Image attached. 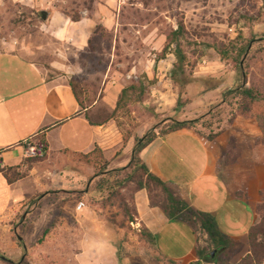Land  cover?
Segmentation results:
<instances>
[{"label":"rangeland","instance_id":"rangeland-1","mask_svg":"<svg viewBox=\"0 0 264 264\" xmlns=\"http://www.w3.org/2000/svg\"><path fill=\"white\" fill-rule=\"evenodd\" d=\"M82 4L83 0H0V45L5 49L11 45L26 54L48 77H64L80 84L92 102L88 104L94 103L95 109L113 111L100 104L107 85L122 86V93L135 83H143L149 90L146 97L139 100L138 94L129 92L125 105L117 114L116 123L124 138L128 134L141 138L150 131L160 132L165 126L162 116L170 112V103L176 100V106L190 117L198 115L193 120L200 122L192 132L218 150L220 174L227 180L233 177L234 182L235 178L242 179L240 186L244 190L246 182L253 178L251 183L256 192V186L264 181V135L258 119L264 109L257 105L248 117H231L229 97L224 94L238 86L264 85V51L252 59L248 76H244L236 62L241 48L248 43L254 51L264 47V0H122L117 37L100 43L101 51L93 55L62 45V51L68 52L64 61L69 68L55 69L51 64L54 53L60 48L49 33L50 16L43 23L37 13L41 10L58 11L66 16L62 12L73 13ZM241 14H247V22L239 20ZM179 18L184 19L187 30L179 41L187 60L183 71L176 69L178 74L173 75L176 77L174 82L169 73L177 62L173 53L176 46L172 47L173 54L168 52L165 59L159 60L164 48L154 43L158 35L177 29ZM148 32L152 35L147 41ZM215 39L232 43L235 49H228L230 55L223 57L208 46ZM247 55L248 52L240 57L241 67ZM159 78H163L161 85L158 84ZM166 81L169 85L164 88ZM168 88L173 90V94H169L170 100L160 99L157 90L166 92ZM123 149L113 159L105 158L110 161L109 170L127 168L131 164L133 148L122 159H126L127 165L117 166ZM99 153L96 150L89 156H74L71 160L69 168L74 170L73 178L75 172L85 176L77 183L69 181L73 184L70 186L83 185L80 192L71 196L53 190L58 187L55 182L64 177L59 164L48 163L47 156L35 163L45 162L40 165L47 170L39 177L38 185L53 191L37 192L28 202L29 207L22 209L20 219L28 212L32 224L39 222L35 235L27 232L26 240L32 245V253L29 256H4L13 263L0 261V264H87L92 261L112 264L108 257H114L116 264H167L160 259L154 243L144 233L140 216L135 222L126 221L122 227L112 223L125 221L120 210L117 207L105 209L98 203L101 196L94 188L104 174L101 171L104 160H101L102 154L100 159ZM32 165L19 173L28 177ZM91 167H94L93 173H90ZM6 173L11 180L20 176L11 171ZM64 180L65 183L66 178ZM141 191L148 196L146 190ZM245 192L249 196V192ZM138 193L140 191L122 190L125 196L134 195L135 203ZM80 203L84 207L78 211ZM253 209L256 224H259L264 218V196L254 198ZM49 226H52L50 234L42 245L38 244ZM196 233L200 249L208 255L214 253L216 261H208V264H241L251 254L248 238L245 244L233 241L232 245H226L218 252L219 248L199 226H196ZM262 259L256 264H264Z\"/></svg>","mask_w":264,"mask_h":264},{"label":"crops","instance_id":"crops-1","mask_svg":"<svg viewBox=\"0 0 264 264\" xmlns=\"http://www.w3.org/2000/svg\"><path fill=\"white\" fill-rule=\"evenodd\" d=\"M121 3L122 0H98L97 11L92 15L86 10L81 12L78 22L54 11L49 21V33L60 49L54 53L51 66L55 69L69 68L64 61L68 52H63L61 46L86 52L100 23L107 30H114L117 37ZM151 35L148 32L147 41ZM165 43V35L160 34L154 45L164 47ZM162 79L159 78L158 84L163 83ZM167 85L169 83L164 82V88ZM121 90L122 86L107 85L100 104L115 110ZM157 91L159 98L164 100H168L171 96L169 94H173V90L169 88L166 92ZM169 108L170 112L162 116L164 125L173 121H191L198 117H190L180 110L176 106V100L170 103ZM86 111L77 101L67 78L48 77L26 54L16 51L11 45L6 49L0 45V164L4 169H0L1 256H29L32 253V245L26 240L27 233L23 237L20 234L25 219H29L26 223L32 235H35L39 222L32 224L28 212L24 214L23 221L20 215L22 209L29 207L28 202L37 192L50 193L54 190L71 196L82 190V183L74 186L69 184L71 180L77 183L85 179L84 173L75 172V178L72 176L74 170L69 165L74 156H89L99 150V157L102 154V157L111 160L124 148L117 166L127 165L126 159H122L134 149V140L130 139L125 144L115 120L102 126L91 125L86 118ZM41 137L48 146L47 162L59 164V170L64 175L62 181L66 178L65 183L61 180L55 182L58 187L53 190L37 183L39 177L47 171L40 165L45 162L32 165L24 156V141ZM217 151L194 132L181 130L157 137L140 153V158L152 173L187 199L192 209L211 215L225 238L245 244L256 223L254 198L261 199L264 196L261 191L264 189V181L256 186V192L251 183L254 179L247 181L245 185L249 196H246V190L240 186L242 179L235 178L234 182L233 177H230L228 181L220 174ZM29 165L32 167L28 177H17L12 181L6 177V172L18 174L29 168ZM93 172L94 167H91L90 173ZM257 180H260L258 175ZM136 206L140 223L153 235L155 250L161 260L167 264H208L197 255L198 236L189 224L168 219L159 208L151 207L145 191L138 193ZM20 242H23V246ZM114 259L108 257L109 261H113L112 264H116ZM87 264L98 263L92 261Z\"/></svg>","mask_w":264,"mask_h":264},{"label":"trees","instance_id":"trees-1","mask_svg":"<svg viewBox=\"0 0 264 264\" xmlns=\"http://www.w3.org/2000/svg\"><path fill=\"white\" fill-rule=\"evenodd\" d=\"M245 1L248 2L250 0H243V2ZM97 5L98 0H83L82 7L80 9L78 8L77 10H73V13H62H64L73 22H78L81 19V12L86 10L89 12L90 15H92L97 11ZM43 13H46V19H44ZM52 13L53 12L51 11L41 10L37 13V17L39 21L45 23L49 16L51 17ZM247 19V14L240 15V21L246 20L247 22ZM235 23H237V21ZM186 33L187 30L184 24V19L179 18L177 29H171L169 32L164 34L166 37V43L163 47L164 49L161 53L159 60L165 59L168 52L172 53V47L176 46L173 53L177 58V62L172 65L173 72L170 71L169 73L170 78L174 80V82L176 77H173V75L178 74L176 69H182L183 71V65L187 60L186 56L181 51V43L179 42L180 39ZM114 37V30H107L101 23L98 24L94 34L90 39L89 48L86 52L92 55L96 54L97 52H100V43L106 42L108 38L113 39ZM262 40L264 41V38ZM208 46L210 48L215 49L223 57L230 55V49H235L232 43L227 44L226 42H219L216 39L213 41L212 44ZM250 47L251 45L249 43L243 46L239 52V55L236 58L237 64L239 63L238 68L243 70L244 76H248L249 74L248 72L250 70L252 59H254L255 56L264 51V47L256 48L255 51L253 47L251 49ZM247 52V58L245 59L243 67H241L240 57H244ZM70 85L82 109L87 110L85 112L86 118L93 126H102L108 124L110 121H116L117 114L121 110L122 106L125 105V101L129 92L134 95L138 94V99L143 100L149 91L146 89L147 87L143 83H135L122 91L117 102V107L115 108V110L109 111L106 108L95 109L94 103L88 104L92 102L89 98H87V92H85L84 89L81 88L80 84L70 82ZM224 96L229 97L231 117H236L239 115L248 117L252 114L253 109L257 105H261V107L264 109V85L260 86L254 83L250 87L238 86L236 88L230 89L224 94ZM258 119L260 128L262 129L264 135V114L259 116ZM199 122V120H191L184 122L173 121L163 126L164 128H162L160 132L150 131L149 133L143 135L141 138L135 135L133 136V134L125 135V144H127V142L131 138H134L135 142V147L133 149V160L127 168L109 170L108 168L110 161H107L104 157H102L101 160H104V165L101 166V171L102 173L104 172V174H102V177H100V179L96 181V185L94 188V191L98 192L101 196V202L98 203H100L101 206L105 209L117 207L120 210V213L125 216V221H123L122 224H118L117 221H112V223L125 227L126 221L130 223L135 222L139 219L134 195H123V189H131L135 193L141 190H146L148 193L151 207L159 208L168 219H177L189 224L195 230V232L196 226H199L202 230L205 231L206 234H208L209 238L219 248L218 252H220L221 249H225L226 245H232L233 240L225 238L219 232L215 220L211 215L197 212L192 209L187 199L179 195L165 181H163L160 177L152 173L147 167L144 160L140 158V153L146 147H148V145H150L157 137L166 136L181 130L195 131L194 127ZM33 141L38 144V146L44 149L45 156H47L48 146L44 138L41 137L38 139H33ZM23 146L25 147L24 143ZM27 159L29 162L36 163L41 158L34 157ZM0 169H2L1 164ZM2 171H4V169H2ZM6 177L9 178L7 173ZM18 177L21 178L24 176L20 174V176ZM11 181L10 183H12ZM21 220L23 221V217ZM26 221H29V219L24 220L23 230L20 234L21 237H23L24 233H27V231L29 232V226ZM51 227L52 226H49L44 230L42 236L39 238L38 244H43V242L46 240V238L51 232ZM142 227L144 229V233L154 243V238L151 232L145 227L144 224L142 225ZM248 239L249 245L251 247V254L247 255L241 264L261 263V261L263 260L262 258H264V218L259 224H254V226L249 232ZM20 244L23 246V242H20ZM197 255L204 262L216 261V259L213 258L212 254L208 255L206 254L205 250H201L199 244L197 247ZM1 257L2 256L0 255V261H4Z\"/></svg>","mask_w":264,"mask_h":264},{"label":"built area","instance_id":"built-area-1","mask_svg":"<svg viewBox=\"0 0 264 264\" xmlns=\"http://www.w3.org/2000/svg\"><path fill=\"white\" fill-rule=\"evenodd\" d=\"M24 145H25V152H24V156L25 158H34V157H44L45 156V151L42 147L38 146V144H36L33 139H27L24 141ZM84 207L83 203H80L77 206V210L81 211Z\"/></svg>","mask_w":264,"mask_h":264},{"label":"water","instance_id":"water-1","mask_svg":"<svg viewBox=\"0 0 264 264\" xmlns=\"http://www.w3.org/2000/svg\"><path fill=\"white\" fill-rule=\"evenodd\" d=\"M43 17H44V19L47 18V17H46V13H43ZM212 256H214V253H212ZM1 258H2V260H4V261H7V262H10V263H13L10 259H8V258H6V257H4V256H2Z\"/></svg>","mask_w":264,"mask_h":264}]
</instances>
